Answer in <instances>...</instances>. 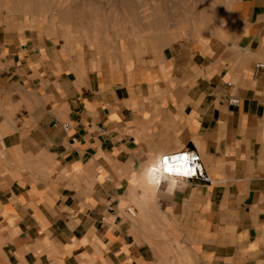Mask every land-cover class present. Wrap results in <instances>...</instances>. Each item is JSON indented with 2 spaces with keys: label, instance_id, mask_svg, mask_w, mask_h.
<instances>
[{
  "label": "crops",
  "instance_id": "0c3cea01",
  "mask_svg": "<svg viewBox=\"0 0 264 264\" xmlns=\"http://www.w3.org/2000/svg\"><path fill=\"white\" fill-rule=\"evenodd\" d=\"M231 10L134 41L0 19V264H264V0ZM187 150L211 183L148 187Z\"/></svg>",
  "mask_w": 264,
  "mask_h": 264
},
{
  "label": "rangeland",
  "instance_id": "374dc122",
  "mask_svg": "<svg viewBox=\"0 0 264 264\" xmlns=\"http://www.w3.org/2000/svg\"><path fill=\"white\" fill-rule=\"evenodd\" d=\"M239 0H0V19L13 28L24 21L27 35L43 28L58 40L80 43L144 34L213 33L234 21Z\"/></svg>",
  "mask_w": 264,
  "mask_h": 264
},
{
  "label": "built area",
  "instance_id": "2783aa9c",
  "mask_svg": "<svg viewBox=\"0 0 264 264\" xmlns=\"http://www.w3.org/2000/svg\"><path fill=\"white\" fill-rule=\"evenodd\" d=\"M256 70H264V63H259L256 65ZM228 103L231 106L238 107L239 106V100L234 98V97H229ZM65 129L69 130L70 126L65 125ZM172 155H179V156H187L190 162V167H191V174L183 176V175H174V178L177 179H185V180H191V181H201L203 183H211V178L209 175L206 173L204 166L201 161V156L197 151H184V152H179L175 154H171L168 156ZM127 213L132 217H136V213L133 211V209H127Z\"/></svg>",
  "mask_w": 264,
  "mask_h": 264
},
{
  "label": "snow or ice",
  "instance_id": "6c2138e0",
  "mask_svg": "<svg viewBox=\"0 0 264 264\" xmlns=\"http://www.w3.org/2000/svg\"><path fill=\"white\" fill-rule=\"evenodd\" d=\"M152 172L186 176L191 174V167L187 156L165 155L160 159L158 165L152 168Z\"/></svg>",
  "mask_w": 264,
  "mask_h": 264
},
{
  "label": "bare ground",
  "instance_id": "6f19581e",
  "mask_svg": "<svg viewBox=\"0 0 264 264\" xmlns=\"http://www.w3.org/2000/svg\"><path fill=\"white\" fill-rule=\"evenodd\" d=\"M162 158V157H161ZM160 158V159H161ZM158 163L153 164L151 167H149V169L147 170V183H148V187L154 189L155 187H158V185H161L162 181L166 178H170L169 176H171L172 178L170 179H175L174 175H168L166 173H162V172H152V168L157 166Z\"/></svg>",
  "mask_w": 264,
  "mask_h": 264
}]
</instances>
